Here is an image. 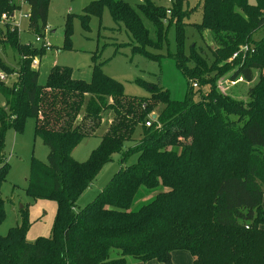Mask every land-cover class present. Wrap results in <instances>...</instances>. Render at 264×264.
I'll return each mask as SVG.
<instances>
[{
	"label": "trees",
	"instance_id": "16d2710c",
	"mask_svg": "<svg viewBox=\"0 0 264 264\" xmlns=\"http://www.w3.org/2000/svg\"><path fill=\"white\" fill-rule=\"evenodd\" d=\"M12 1L0 0V13L17 9ZM24 1L30 11L27 29L40 33L45 25L39 27L38 19L48 0ZM188 4L171 0L169 8H161L144 0L139 13L126 0H93L81 16L85 25L89 15L107 8L129 34L132 51L155 60L171 58L186 80L180 100L159 82L147 86V96H129L95 61L90 81L55 64L41 82L31 62L46 51L21 42L19 30L8 31L7 23L0 26V46L16 54L13 67L0 58V70L16 75L8 84L0 80V157L6 126L20 129L32 117L34 135L48 153L45 162L30 163L25 191L32 200L50 199L56 206L49 235L27 240L24 225L0 234V264H173L174 250L188 251L192 264H264V0ZM188 7L193 10L184 12ZM193 11L199 20L186 22ZM142 17L152 23L155 40ZM172 23L175 51L156 54ZM187 25L205 48L193 41L185 50ZM64 32L67 37V27ZM243 46L249 47L244 56L231 59ZM255 69L259 76L248 89L247 102L216 88L224 76L251 81ZM96 135L99 143L88 158L75 160L71 152L76 145ZM115 153L121 162L134 153L137 157L122 163L94 200L76 208L78 197ZM6 168L2 162L0 183ZM205 173L212 180L203 195L191 184L197 180L207 187ZM3 204L0 196V223Z\"/></svg>",
	"mask_w": 264,
	"mask_h": 264
},
{
	"label": "rangeland",
	"instance_id": "374dc122",
	"mask_svg": "<svg viewBox=\"0 0 264 264\" xmlns=\"http://www.w3.org/2000/svg\"><path fill=\"white\" fill-rule=\"evenodd\" d=\"M21 0H13L17 4ZM93 0H48L47 5L42 6V17L38 19L39 27L47 26L48 31L45 37L51 45L43 55L38 56L39 79L43 82L52 65L69 66L72 68V76L85 81H90L92 77L91 67L94 61L99 64L101 70L109 77L119 81L125 94L134 97H143L149 94L147 86L157 84L166 87L172 99L180 100L184 97L186 91V80L175 67L174 62L169 57H162L155 60L144 55L142 52L132 51L130 45V36L125 31L122 23L115 22L108 9L103 8L100 14H91L86 19L85 25L81 22V16L84 14V7ZM144 0H126L128 4L140 13L139 3ZM161 8H169L171 0H148ZM253 3L254 0H248ZM198 0H188V5L195 6ZM187 9V10H186ZM184 12L190 13L193 9L188 7ZM29 6L22 3L19 12L16 14L15 21L19 25H14L6 21L8 31L16 28L19 30V39L23 43L33 42L35 33L27 29L28 19L19 18L20 13H27ZM190 15V16H189ZM186 18L187 21H198L199 14L193 11ZM144 25L149 30L150 36L155 40L154 27L152 23L143 18ZM3 25V24H2ZM6 25V24H5ZM68 28V36L65 37V28ZM5 28V27H3ZM186 39L185 50L191 42L200 44L205 48V44L195 34L192 25L185 27ZM166 43L156 54L166 55L167 52H174L176 47L175 25L172 23L165 33ZM206 44H212L210 35H203ZM255 36H259L256 34ZM123 44V45H119ZM148 50L155 53L152 49ZM0 58L9 66H14L16 54L8 47L0 46ZM1 72V70H0ZM3 72V71H2ZM3 82L8 84L16 80L15 73H5ZM259 76V70H253L252 80L245 81L238 75L234 79L227 76L220 77L216 81V88L219 92L234 100H248V89L254 85ZM205 88V87H204ZM202 88L203 90H205ZM3 98L0 95V105ZM156 107L155 111L159 110ZM238 121L235 118L231 121ZM235 124V122H232ZM231 123V124H232ZM232 124V125H233ZM184 125L178 124L177 127ZM102 128H104L102 126ZM102 128L96 132L100 133ZM184 128V127H183ZM182 128V129H183ZM137 141V139H136ZM3 151L0 157V164L5 162L7 168L4 171V178L0 183V196L4 200V216L0 223V234H7L10 227L25 226V237L27 240H35L39 236L50 234L56 213L55 202L50 199L32 200L25 191L26 178L29 173L32 160L46 161L48 153L47 147L40 138L34 135V119L27 116L24 119L21 128L7 125L2 133ZM189 140L183 141L188 143ZM99 143V137H84L72 150L71 156L77 161H85L91 150ZM175 148V147H174ZM3 157V158H2ZM121 155L115 153L112 160L106 163L99 171L96 178L90 186L76 200V208H84L89 202L107 186L115 173L123 164H131L136 160L137 155L127 156L124 162H121ZM2 158V159H1ZM208 179L207 187L200 181H192L191 188L198 192L202 189V194L210 189L212 176L209 173L204 174ZM260 207L264 211V195L260 200ZM264 227V226H263ZM173 264H192L190 253L186 250H174L172 252ZM135 264H162L159 261L149 260L146 262H134Z\"/></svg>",
	"mask_w": 264,
	"mask_h": 264
},
{
	"label": "built area",
	"instance_id": "2783aa9c",
	"mask_svg": "<svg viewBox=\"0 0 264 264\" xmlns=\"http://www.w3.org/2000/svg\"><path fill=\"white\" fill-rule=\"evenodd\" d=\"M22 3H25V1L21 0L19 2V4H20L19 7L17 9H14L11 13H8V12L0 13V26H2V24L4 25V23L6 21H10L14 25H16V23H17V25H19L18 22L15 21V19H16V14H17V12H19V9H20ZM29 17H30V11H28L27 13H20V15H19V18H27V19H29ZM47 31H48V28H47L46 25L44 27H42L41 32L35 34L34 41L32 42V45H34V46H36L38 48H42L45 51L51 49V45H50L49 41L47 40V38L45 37V34H46ZM248 49H249L248 46L241 47L240 50L234 52L231 55V59L235 58L239 54H241V56L243 57ZM38 64H39L38 58L37 57L33 58L32 62H31V65L35 68ZM4 79H5V74H4V72L1 71L0 72V80L4 81ZM193 86H195L194 83H193ZM145 124L147 126H149L150 125V120H147L145 122Z\"/></svg>",
	"mask_w": 264,
	"mask_h": 264
},
{
	"label": "water",
	"instance_id": "95a60500",
	"mask_svg": "<svg viewBox=\"0 0 264 264\" xmlns=\"http://www.w3.org/2000/svg\"><path fill=\"white\" fill-rule=\"evenodd\" d=\"M155 116H156L155 114H151V118H153V119H154V118H155Z\"/></svg>",
	"mask_w": 264,
	"mask_h": 264
},
{
	"label": "crops",
	"instance_id": "0c3cea01",
	"mask_svg": "<svg viewBox=\"0 0 264 264\" xmlns=\"http://www.w3.org/2000/svg\"><path fill=\"white\" fill-rule=\"evenodd\" d=\"M40 64V63H39ZM132 264H135V263H132Z\"/></svg>",
	"mask_w": 264,
	"mask_h": 264
}]
</instances>
